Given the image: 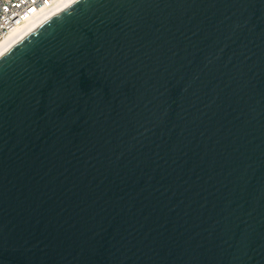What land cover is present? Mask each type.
Returning <instances> with one entry per match:
<instances>
[{
  "label": "water",
  "instance_id": "water-1",
  "mask_svg": "<svg viewBox=\"0 0 264 264\" xmlns=\"http://www.w3.org/2000/svg\"><path fill=\"white\" fill-rule=\"evenodd\" d=\"M0 264H264V0H76L1 55Z\"/></svg>",
  "mask_w": 264,
  "mask_h": 264
},
{
  "label": "built area",
  "instance_id": "built-area-1",
  "mask_svg": "<svg viewBox=\"0 0 264 264\" xmlns=\"http://www.w3.org/2000/svg\"><path fill=\"white\" fill-rule=\"evenodd\" d=\"M64 0H0V40L41 14L52 12Z\"/></svg>",
  "mask_w": 264,
  "mask_h": 264
},
{
  "label": "bare ground",
  "instance_id": "bare-ground-1",
  "mask_svg": "<svg viewBox=\"0 0 264 264\" xmlns=\"http://www.w3.org/2000/svg\"><path fill=\"white\" fill-rule=\"evenodd\" d=\"M76 0H64L59 3L55 9L47 14H41L36 17L34 20L23 25L22 27L15 28L12 30L6 37L0 40V56L3 55L8 49H10L15 43L25 37L28 33L33 31L41 23L45 22L50 17L54 16L61 10L65 9L67 6L75 2Z\"/></svg>",
  "mask_w": 264,
  "mask_h": 264
}]
</instances>
